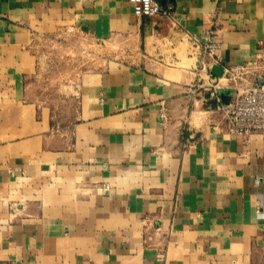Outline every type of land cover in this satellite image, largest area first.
<instances>
[{
  "label": "crops",
  "instance_id": "0c3cea01",
  "mask_svg": "<svg viewBox=\"0 0 264 264\" xmlns=\"http://www.w3.org/2000/svg\"><path fill=\"white\" fill-rule=\"evenodd\" d=\"M159 1L172 16L0 0V264H264V135L214 131L191 89L212 27L223 61L256 57L264 0ZM60 26L131 39L130 60L40 99L36 42Z\"/></svg>",
  "mask_w": 264,
  "mask_h": 264
},
{
  "label": "built area",
  "instance_id": "2783aa9c",
  "mask_svg": "<svg viewBox=\"0 0 264 264\" xmlns=\"http://www.w3.org/2000/svg\"><path fill=\"white\" fill-rule=\"evenodd\" d=\"M128 2L137 17L162 18L173 14V7L159 0ZM215 30L212 27L205 33L206 41L201 46L204 60L191 89L203 94V105L212 114L209 122L214 131L239 135L245 140L253 133L264 135V40L258 41L254 59L229 63L215 52L218 46ZM213 65L221 68L220 75L211 72ZM221 91L229 94L227 103L222 102Z\"/></svg>",
  "mask_w": 264,
  "mask_h": 264
},
{
  "label": "rangeland",
  "instance_id": "374dc122",
  "mask_svg": "<svg viewBox=\"0 0 264 264\" xmlns=\"http://www.w3.org/2000/svg\"><path fill=\"white\" fill-rule=\"evenodd\" d=\"M132 42L125 38H121L119 42L111 39L95 41L72 27L60 26L41 36L36 42L37 72L28 79L31 92L46 101H62L63 87L74 85L81 74L102 70L107 63L112 64V61L122 63L130 60L128 52L132 48ZM202 60L200 48L198 63L194 68V82ZM201 73L204 75L203 71ZM200 96L203 111L200 115L211 117L212 114L205 111L203 94Z\"/></svg>",
  "mask_w": 264,
  "mask_h": 264
},
{
  "label": "water",
  "instance_id": "95a60500",
  "mask_svg": "<svg viewBox=\"0 0 264 264\" xmlns=\"http://www.w3.org/2000/svg\"><path fill=\"white\" fill-rule=\"evenodd\" d=\"M220 95H221V98H222V102L223 103H227L229 98H230L229 94L225 93L224 91H221Z\"/></svg>",
  "mask_w": 264,
  "mask_h": 264
}]
</instances>
